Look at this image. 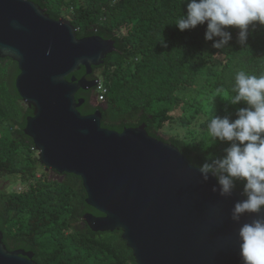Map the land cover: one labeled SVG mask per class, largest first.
<instances>
[{"label": "trees", "instance_id": "16d2710c", "mask_svg": "<svg viewBox=\"0 0 264 264\" xmlns=\"http://www.w3.org/2000/svg\"><path fill=\"white\" fill-rule=\"evenodd\" d=\"M32 1L52 18L69 19L80 38L115 40L116 50L92 72L107 87L108 106L89 104L96 86L80 89L83 114L100 109L102 126L117 131L145 123L149 134L174 144L197 166L225 154L229 144L213 141L207 125L215 115L235 119L247 106L228 100L237 72L264 74V25H249L246 46L237 42L239 29L229 26V46L215 49L205 39L206 24L184 31L175 25L186 13L184 0ZM19 72L16 61L0 59V174L22 173L24 184L21 191H0V225L7 223L10 244L32 250L38 264H136L121 230L94 232L81 223L87 212L101 215L87 204L81 177L70 173L55 186L36 177L34 141L24 132L33 108L16 89ZM85 74L84 67L75 72ZM175 128L184 131L169 139L159 134Z\"/></svg>", "mask_w": 264, "mask_h": 264}, {"label": "water", "instance_id": "95a60500", "mask_svg": "<svg viewBox=\"0 0 264 264\" xmlns=\"http://www.w3.org/2000/svg\"><path fill=\"white\" fill-rule=\"evenodd\" d=\"M76 31L32 0H0V58L18 64L16 89L34 110L24 132L40 162L81 177L87 204L101 213L87 212L84 221L94 232L121 230L136 264H243L239 228L258 215L232 220L241 190L213 192L216 179L203 181L199 166L145 123L117 131L102 126L100 109L79 110L86 99L77 92L97 80L72 74L82 67L91 74L116 46ZM34 255L9 250L0 230V264H38Z\"/></svg>", "mask_w": 264, "mask_h": 264}, {"label": "clouds", "instance_id": "9594fccd", "mask_svg": "<svg viewBox=\"0 0 264 264\" xmlns=\"http://www.w3.org/2000/svg\"><path fill=\"white\" fill-rule=\"evenodd\" d=\"M186 13L175 25L179 30H190L206 24L205 39L212 47L223 49L232 40L227 29H239L237 42L246 46L249 25H264V0H184ZM219 38V39H217ZM219 92V89L217 90ZM228 100L237 105L243 102L236 118L214 116L207 125L213 141L229 144L225 154L210 156L199 170L203 181L211 177L217 181L212 191L222 197H230L242 184L244 199L235 203L231 218L239 222L245 214H257L258 218L243 223L239 228V250L243 264H264V74L250 75L237 72ZM36 150V149H35Z\"/></svg>", "mask_w": 264, "mask_h": 264}, {"label": "flooded vegetation", "instance_id": "af4514ba", "mask_svg": "<svg viewBox=\"0 0 264 264\" xmlns=\"http://www.w3.org/2000/svg\"><path fill=\"white\" fill-rule=\"evenodd\" d=\"M0 59H3V58H0ZM8 59H10V58H8ZM82 69V68H81ZM80 69V70H81ZM80 70H78V71H80ZM95 72H98V70H95ZM72 75H75V73H73ZM82 76H85L87 79H89V80H95V79H93V77H92V73L91 74H85V75H82ZM82 76H80V77H78V78H81ZM69 77H71V76H69ZM98 81V80H97ZM89 89H92V88H89ZM89 89H87V90H85V91H89ZM96 92V91H95ZM93 93H94V91H93ZM96 94H97V92H96ZM92 97H93V95L91 96V99H90V101H89V104H91L92 106H96V105H99V106H102L104 109L105 108H107V103H105V104H101V102L99 103V104H94L93 103V99H92ZM85 103V102H84ZM28 105V104H27ZM29 106V105H28ZM30 107V106H29ZM31 108V107H30ZM97 110V109H96ZM34 111V110H33ZM93 112H95V111H92V112H88L87 114H89V113H93ZM29 115H32V114H29ZM28 115V116H29ZM38 152V151H37ZM37 157V159H38V161H39V165H37L38 166V168L41 170V172H42V179L43 180H45L48 184H50V186H55V185H58V184H60V183H63L65 180H66V178H67V176L70 174V173H66V172H59L58 170H56V169H54V168H52V167H47L46 165H44V164H42L41 162H40V160H39V157L38 156H36ZM24 181V183H26L27 181H25V180H23ZM21 188H23L22 186H21ZM22 190V189H21ZM20 190V191H21ZM0 191H3V190H0ZM12 191H14V190H12ZM8 192H10V191H8ZM81 223H83V225H87V223L84 221V219H82V221H81ZM0 230L2 231V233H3V241H4V243L6 244V246H7V248L9 249V250H16V249H25V248H23V247H16V246H14L13 244H10V242H9V237H10V235L12 234L11 233V231L9 230V229H7V223H4L3 225H0ZM27 250V249H26Z\"/></svg>", "mask_w": 264, "mask_h": 264}, {"label": "rangeland", "instance_id": "374dc122", "mask_svg": "<svg viewBox=\"0 0 264 264\" xmlns=\"http://www.w3.org/2000/svg\"><path fill=\"white\" fill-rule=\"evenodd\" d=\"M99 75L101 74V70H98L97 72ZM93 103L94 104H99L100 102H98V98H97V94L96 92L93 93ZM24 102V101H23ZM104 103V102H101ZM25 104V102H24ZM105 104V103H104ZM177 123L174 124V126ZM184 129L182 128H175V129H170L167 131H160V135H162V137L164 139H169L171 137L172 134H175V132H183ZM33 158H36V156H38V152L37 150H32L31 151ZM36 177H42V172L41 171H37L36 173ZM43 178V177H42ZM22 179V173H4V174H0V190L3 191H12V190H21L23 188H21V186L23 187L24 184L20 183Z\"/></svg>", "mask_w": 264, "mask_h": 264}, {"label": "built area", "instance_id": "2783aa9c", "mask_svg": "<svg viewBox=\"0 0 264 264\" xmlns=\"http://www.w3.org/2000/svg\"><path fill=\"white\" fill-rule=\"evenodd\" d=\"M96 92H97L98 102L105 101V99H106L105 95L107 93V87L99 80L97 81Z\"/></svg>", "mask_w": 264, "mask_h": 264}]
</instances>
